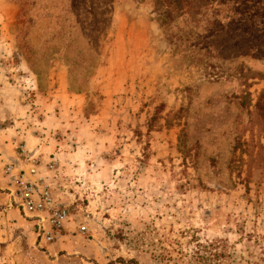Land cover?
Instances as JSON below:
<instances>
[{"label": "rangeland", "instance_id": "rangeland-1", "mask_svg": "<svg viewBox=\"0 0 264 264\" xmlns=\"http://www.w3.org/2000/svg\"><path fill=\"white\" fill-rule=\"evenodd\" d=\"M1 5L0 264H183L160 249L193 235L264 264V0ZM15 163L59 233L12 203Z\"/></svg>", "mask_w": 264, "mask_h": 264}, {"label": "built area", "instance_id": "built-area-1", "mask_svg": "<svg viewBox=\"0 0 264 264\" xmlns=\"http://www.w3.org/2000/svg\"><path fill=\"white\" fill-rule=\"evenodd\" d=\"M19 157L25 159L23 149ZM5 174L12 178L13 189L9 191L12 203L25 213H46L52 233H59L69 213L55 203L49 187L39 176L37 165H31L26 171L19 169L16 163L7 165ZM52 238L50 233L46 234L47 241Z\"/></svg>", "mask_w": 264, "mask_h": 264}, {"label": "trees", "instance_id": "trees-1", "mask_svg": "<svg viewBox=\"0 0 264 264\" xmlns=\"http://www.w3.org/2000/svg\"><path fill=\"white\" fill-rule=\"evenodd\" d=\"M159 257L166 262L176 260L183 264H208L206 247L194 235L190 237L185 246L176 240H165V244L160 249Z\"/></svg>", "mask_w": 264, "mask_h": 264}, {"label": "crops", "instance_id": "crops-1", "mask_svg": "<svg viewBox=\"0 0 264 264\" xmlns=\"http://www.w3.org/2000/svg\"><path fill=\"white\" fill-rule=\"evenodd\" d=\"M4 14V15H3ZM6 13L5 12H3V10H2V5H1V0H0V35L1 34H3V29H5V25H6V15H5ZM0 52H1V49H0ZM0 57H1V53H0ZM1 76V75H0ZM2 81H1V77H0V83H1ZM55 116H57V115H55ZM54 116V117H55ZM47 117V116H46ZM49 118L47 117V120H48ZM51 119H52V116H51ZM54 119V118H53ZM55 119H56V117H55ZM45 120V122H46V118L44 119ZM57 122H59L58 120H56ZM46 126V125H45ZM47 132H49V129H48V131ZM45 141V140H44ZM45 146L42 144V147L40 146L39 147V152L40 151H42L43 150V148H44ZM55 151V150H54ZM34 216H36V218H38V217H40L41 218V221H39V220H37V223L39 224V225H41L42 224V226H44V224H43V222H44V216L42 217V216H40V215H38V214H36V215H34ZM49 249V251H50V253H48L49 254V256H51V257H53V256H55L56 255V253L58 254V252H59V250H61V249H59L60 247L58 246V242L57 243H54V244H52V245H50L49 247H48Z\"/></svg>", "mask_w": 264, "mask_h": 264}]
</instances>
